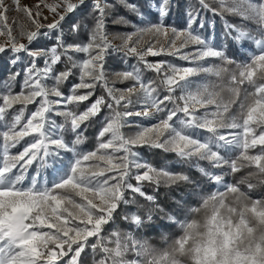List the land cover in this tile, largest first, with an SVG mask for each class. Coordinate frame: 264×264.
I'll return each instance as SVG.
<instances>
[{
    "label": "snow or ice",
    "instance_id": "snow-or-ice-1",
    "mask_svg": "<svg viewBox=\"0 0 264 264\" xmlns=\"http://www.w3.org/2000/svg\"><path fill=\"white\" fill-rule=\"evenodd\" d=\"M146 6L12 0L24 25L9 24L0 0V58L15 69L0 93V264H83L86 249L92 264H264V0H188L181 25L167 23L177 0ZM113 57L125 67L112 69ZM142 148L174 155L217 190ZM181 183L200 201L182 222L156 196ZM157 214L182 231L163 249L136 234Z\"/></svg>",
    "mask_w": 264,
    "mask_h": 264
},
{
    "label": "trees",
    "instance_id": "trees-1",
    "mask_svg": "<svg viewBox=\"0 0 264 264\" xmlns=\"http://www.w3.org/2000/svg\"><path fill=\"white\" fill-rule=\"evenodd\" d=\"M111 4H116L117 0H108ZM178 7L173 11L172 14H170L167 23L169 24H177L181 25L183 24V8L184 5L188 2V0H177ZM195 2V0H193ZM129 3H137L140 4L142 7V10L148 13L147 9V3L148 0H129ZM116 15H122L126 16L129 20H131L134 23H138V19L136 16L131 15L128 11H126L125 8L120 7L117 5L116 8ZM206 15L211 16V13H207ZM150 19L155 21L156 20V14L155 13H149ZM230 20L234 19L233 17H228ZM217 21H219V17L216 18ZM10 24H13V22H19L24 25H29V21L27 18L21 13L16 12L14 15L9 19ZM45 23H47L45 21ZM15 26V25H14ZM110 29L113 32H126L131 31L130 26H120V25H110ZM222 29V25L218 23L217 30L218 32ZM150 39L149 36L145 37V40ZM67 40L69 43L73 41L72 36H68ZM22 43H26V40H21ZM53 41L50 40H44L43 45L51 46ZM115 43L119 44L120 41H115ZM42 45V46H43ZM164 57H147L149 61H157L159 59H162ZM167 59H173L171 57H167ZM42 63V61H41ZM135 63L134 58L129 59V64ZM111 64L112 69L114 70H120L124 68L125 66L123 63L119 60V58L113 57L111 58ZM58 67H62L58 65ZM10 71H15L14 68H11L6 63V58H0V93H3L6 91L4 81L7 79L8 74ZM146 75L151 76L152 73H146ZM126 84H117L116 87L118 88H124L126 87ZM70 87V84H66L64 86L65 92H67V88ZM13 92H19L20 91V79L17 78V81L12 86ZM16 107H19L18 105ZM33 107L32 105H29V108ZM139 119V118H137ZM135 126L124 129L123 131L127 133H134L135 132ZM97 127H91L88 129V131L85 133L87 137H89V140L85 147H89L93 144L95 135H96ZM12 152H15L16 149H12ZM144 159L150 161L154 165L160 166L163 164H168L171 168H173L176 171H186L194 180L199 181L201 183V191L203 192H215L216 186L214 185H208L203 182L200 174L195 169H188V168H181L180 165L175 163L176 157L172 154H165L160 150H150L146 148L139 149ZM248 169H242L241 175L246 173ZM193 189L194 185H189L186 183H181L179 185H174L171 188L166 187H160L159 190L156 192L157 200L161 206H163L166 209L167 213H170L173 217L176 218L177 221H184L185 217L188 215V209L191 207H198L200 206V201L197 196L193 195ZM246 190V189H245ZM146 191L151 192L152 189L148 188ZM257 193H264V186L258 188L256 190ZM141 203H144V201H141ZM126 211H137V208L135 205H129L126 207ZM143 211V210H141ZM117 224L120 229L122 230H128L129 225L127 222L123 221L122 219H117ZM108 227V231L110 232L112 230L111 226ZM137 236L143 237L147 239L150 244L158 249H163L166 247L167 243L172 241L173 239L178 238L181 234V228L176 222L170 221L167 219V216L164 214H157L154 217V222L147 224L143 229H141L139 232L136 233ZM83 264H92V254L90 249H86L85 253L82 254Z\"/></svg>",
    "mask_w": 264,
    "mask_h": 264
},
{
    "label": "rangeland",
    "instance_id": "rangeland-1",
    "mask_svg": "<svg viewBox=\"0 0 264 264\" xmlns=\"http://www.w3.org/2000/svg\"><path fill=\"white\" fill-rule=\"evenodd\" d=\"M6 3L8 4L9 6V12H8V22H9V19L14 15V13H16L17 11L13 10L12 8V0H6ZM20 3L22 6H29V7H33L34 5H36L38 3V0H20ZM33 10H35L33 8ZM45 15H49V13L47 11H45L44 13ZM46 22H50L49 21H46ZM10 24V22H9ZM4 40V37H0V43H2Z\"/></svg>",
    "mask_w": 264,
    "mask_h": 264
}]
</instances>
